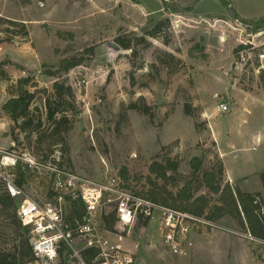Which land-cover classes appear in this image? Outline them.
<instances>
[{"label":"rangeland","instance_id":"obj_1","mask_svg":"<svg viewBox=\"0 0 264 264\" xmlns=\"http://www.w3.org/2000/svg\"><path fill=\"white\" fill-rule=\"evenodd\" d=\"M262 15L264 0H0V62L6 64L0 106L14 82L29 77L34 84L28 88L34 95L30 112L34 122L44 120V100H55L54 82L64 84L73 92L75 109L67 113L71 130L63 134L68 160L57 168L95 180L116 177L140 195L149 180L164 186L148 173L154 161L178 164L166 185L172 193L191 179L192 158L202 159L204 169L219 161L222 179L228 181V174L232 185L259 193L264 202V16L252 26L240 19ZM156 30V37L147 35ZM59 33H70L72 39L62 40ZM116 38L131 40L134 53L123 50ZM108 42L121 51L112 54L105 48ZM239 46L245 49L234 53ZM69 58L80 65L55 77L44 74ZM133 103L145 104L148 116L128 110ZM219 103L227 113L216 112ZM6 120L9 128L0 127V149L22 162L32 160L26 154L28 141ZM11 131L21 145L8 152ZM42 145L47 148L50 140ZM53 156L57 161L58 153ZM10 168L2 172L8 175ZM35 171L37 178L15 199L17 208L24 198L41 199L39 183L51 184L45 169ZM124 171L127 181L119 175ZM193 186L196 192L200 188L198 181ZM158 219L154 212L146 226L135 223L129 236L118 241L134 264H264L250 251L264 260V247L244 238L228 218L216 230L237 236L196 229L187 255L171 256L161 246ZM7 224L0 220L3 228Z\"/></svg>","mask_w":264,"mask_h":264},{"label":"trees","instance_id":"obj_2","mask_svg":"<svg viewBox=\"0 0 264 264\" xmlns=\"http://www.w3.org/2000/svg\"><path fill=\"white\" fill-rule=\"evenodd\" d=\"M262 20V19H258ZM256 20V21H258ZM256 21L242 20L241 23L246 26H252ZM10 26H15L14 22L7 21ZM160 22L155 27L160 31ZM149 32L147 35L151 38L156 37V32ZM9 33V29L6 30ZM62 40L72 39L70 33H59ZM138 41L140 39L136 38ZM123 50L133 49L130 41L121 38L115 39ZM245 49L239 46L234 49V53ZM179 62V61H178ZM81 61L76 58L61 60L58 69L55 72H44V74L55 77L61 73H67L71 69L78 67ZM5 63L0 62V80L5 79L4 72ZM34 87L32 78L23 77L14 82L10 88V97L0 106V117H5L13 124V128L23 134L28 141L29 152L26 153L37 166L50 164L62 168V162L67 159V148L63 139V134L71 130V120L68 112L75 109L74 96L71 88L64 87V84L54 82L53 94L55 98L53 102L48 99L44 100L43 107L45 110L44 120L38 118L36 122L34 116L30 112V107L34 99V95L29 92L28 88ZM62 108V109H61ZM128 110L134 111L139 115L148 116L149 108L143 104L138 106L133 103L129 105ZM45 126V131L38 133ZM47 132V134H45ZM32 135H35L34 141H31ZM7 136V134L5 135ZM12 145L9 151H14L21 143L15 138L13 132H9ZM45 139L50 140L47 148L42 145ZM52 140V141H51ZM57 152V161L53 154ZM191 169V179L185 181L183 185L172 193L166 189L168 181L171 179L170 173L177 171L178 164L167 160L163 162H152L148 167V173L153 175L156 180H160L164 186H159L149 180L147 190L139 196L143 199L178 212L187 213L197 218H204L210 222L217 224L219 221L228 218L237 225L241 233L248 234L254 240L264 247V215L261 214L263 201L259 193H244L236 185H232L228 181L222 179L224 177V168L219 161L216 166L208 169L202 167L203 161L200 158H192L189 161ZM35 168H31L28 164L22 162L18 156L12 168L8 169V174L12 176L15 188L23 191L27 182L37 178ZM125 171L120 172V177L124 180ZM127 181V180H124ZM194 181H198L200 188L197 192L193 186ZM260 181L264 190V172L260 174ZM42 187L41 199H50L53 192L48 185L39 183ZM127 187V186H125ZM211 197V198H210ZM214 197V198H212ZM17 205L15 199L11 198L5 188V183L0 179V220L8 221L3 228L0 226V264H32L38 260L35 258L30 245L29 228L23 225L17 216ZM83 214V208L78 202H71L67 211L66 219H79ZM103 227L107 230L112 229L114 214L112 212L102 215ZM149 220L137 222L146 226ZM218 225V224H217ZM9 236V244H4L3 238ZM3 245H8L4 247ZM252 247V244H251ZM251 255L254 260L264 263L262 257L257 256L256 251L251 248ZM96 250L86 249L81 251V258L85 263H90L96 256ZM67 257L64 248L58 253V264H63Z\"/></svg>","mask_w":264,"mask_h":264},{"label":"built area","instance_id":"obj_3","mask_svg":"<svg viewBox=\"0 0 264 264\" xmlns=\"http://www.w3.org/2000/svg\"><path fill=\"white\" fill-rule=\"evenodd\" d=\"M215 110L228 112L224 103L217 104ZM16 159L0 149V179L13 199L21 196L22 191L15 188L12 176L2 172V169L12 168ZM23 161L31 168L39 167L33 160ZM40 167L50 176L49 186L53 197L38 201L24 198L17 209V216L29 228L32 252L41 264H54L61 248L67 253L63 264H134L131 254L123 250L118 241L122 235L129 236L135 223L150 221L154 212L159 214L161 246L174 257L187 255L192 248V236L196 229H219L217 224L204 218L143 199L127 190L116 177L104 176L102 180H95L64 172L55 165ZM71 202L80 203L83 214L79 219L68 221L66 209ZM106 210H112L114 214L111 230L103 227L102 215ZM261 214L264 215L263 210ZM243 237L250 239L248 234ZM74 244L80 245V248L77 249ZM86 249L97 252L90 263H85L80 255Z\"/></svg>","mask_w":264,"mask_h":264},{"label":"crops","instance_id":"obj_4","mask_svg":"<svg viewBox=\"0 0 264 264\" xmlns=\"http://www.w3.org/2000/svg\"><path fill=\"white\" fill-rule=\"evenodd\" d=\"M264 15H262V16H260V17H254V18H240V19H242V20H247V21H254V20H258L259 18H261V17H263ZM0 127L2 128V129H5L6 131H7V127L9 128V126H8V122H7V120L6 119H2V118H0ZM12 145V143L10 142V145L9 146H11ZM1 150H3V148L1 149ZM227 174V173H226ZM227 179H228V181L230 182V183H233V184H235V182L232 180V178L227 174ZM239 188V187H238ZM207 232H210V233H214V232H217V233H219V232H225V234L226 233H231V231H225V230H222V231H220V230H211V231H207ZM233 236H237L236 234L234 235L233 233H231Z\"/></svg>","mask_w":264,"mask_h":264},{"label":"water","instance_id":"obj_5","mask_svg":"<svg viewBox=\"0 0 264 264\" xmlns=\"http://www.w3.org/2000/svg\"><path fill=\"white\" fill-rule=\"evenodd\" d=\"M105 48L108 50V51H111L112 54H117L121 51V48L116 45L115 43H112V42H108L105 44Z\"/></svg>","mask_w":264,"mask_h":264}]
</instances>
